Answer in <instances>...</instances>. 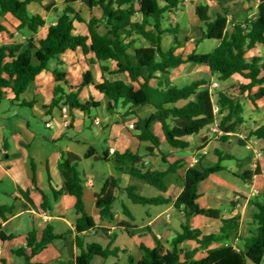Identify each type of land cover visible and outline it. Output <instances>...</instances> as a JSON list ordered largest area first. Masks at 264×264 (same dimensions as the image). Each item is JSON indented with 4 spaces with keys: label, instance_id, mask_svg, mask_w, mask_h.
I'll return each mask as SVG.
<instances>
[{
    "label": "trees",
    "instance_id": "obj_1",
    "mask_svg": "<svg viewBox=\"0 0 264 264\" xmlns=\"http://www.w3.org/2000/svg\"><path fill=\"white\" fill-rule=\"evenodd\" d=\"M82 2L90 10L99 7L102 16H92L86 21L81 11L75 9L73 4ZM183 0H64L65 8L59 12L55 1L44 4V0H0V19L11 14L20 24L17 27L22 34L21 41H14L8 45L0 46V101L8 91L18 99L36 77L42 73L50 59L55 58L68 50L82 49L85 54L93 53L99 63L112 61L116 68L111 70L108 66L101 65L103 73L127 74L129 83L123 80L110 81L104 79L96 84L91 71L83 74L82 82L73 87L66 79V73L57 70L54 73L56 86L50 110L61 109L67 106L72 113L79 109L86 115L101 107V102L94 98L82 103L79 99L81 91L93 85L94 88L108 99L107 112L111 115L123 114L124 117L135 115L138 107L151 105L155 112L150 118H140L134 124L136 137L140 141L152 143L150 152L160 150V140L153 132V125L161 123L168 144L175 149H186L189 142L188 136L199 133L205 127L216 122L214 104L220 107L218 127L221 131V140L227 141L229 135L241 131L244 123V108L240 97L250 92L255 86L260 89L254 95H249L251 101L264 97V57L255 56L247 58L246 54L257 45L264 46V0H260L256 17L234 21L231 34L227 33L230 15V3L234 0H209L217 1L221 13L214 20L210 19L209 6L201 4L196 8V14L203 23L196 28L200 40L217 39L219 46L210 53L192 52L187 56L176 54V50L183 46L178 39V27L162 29L161 18L166 12H173L181 8ZM39 3L46 11L52 12L56 17L55 24L51 25L46 38H36L40 29L46 25L45 19L39 14H32L28 6ZM86 22L89 36L75 35L74 23ZM0 32L10 34L6 27L0 24ZM167 34L173 36V44L165 48L163 41ZM13 36V34H11ZM189 38L185 40L188 42ZM146 42L148 45H139ZM185 63H196L209 67L211 73L220 82L228 81L235 74H240L250 80L247 85L236 84L230 90H219L215 94V100L210 94L209 82L195 81L185 87L171 86L166 80L156 77V73L168 74L171 69L178 68ZM152 79L157 82L150 84ZM6 91V92H5ZM194 97V99H192ZM184 104H181L183 103ZM24 106H32L33 103L23 102ZM50 111V114H51ZM123 112V113H122ZM250 137L264 139V126L250 134ZM243 144L244 141H241ZM96 154L94 148H90L85 158H91ZM105 153L104 159L110 161L117 173V177L106 179L103 188L97 194V207L100 209L102 220L114 221L116 214L113 210L117 202V192L121 190L120 176L127 174L132 179L145 182L162 193H166L172 183L182 186L181 194L173 200L160 195L157 197H144L138 195L134 186L124 189L129 200L137 205H169L174 203L177 211L183 215L184 222L181 231L172 240L171 247L167 248L156 237V247L151 249L141 246L142 257L136 260L133 256L128 259V264H264V191L250 200L251 205L257 208L253 219L256 230L245 238L243 248L234 243L239 237L240 216L223 219L219 209L201 208L197 203L199 198L198 186L211 175L222 170L220 164L206 166L202 157L196 166L187 169L184 176L178 173L182 168L181 162L169 164L165 171L153 170L146 166L142 156L127 150L123 153ZM222 158L223 156L220 155ZM230 158V156H226ZM166 162V159L163 158ZM82 158L76 154L68 153L59 165L63 176V187L54 192L55 197L63 194L73 195L76 198V209L81 215L76 223V231L82 233L89 229H95L96 223L92 216L85 210L84 183L77 170ZM255 173H259L258 169ZM255 173L248 172L245 179H250ZM33 183L36 184L34 176ZM25 199L15 198V202L21 203L20 209H30L33 205L28 192H21ZM18 205H0V220L6 221L13 216ZM42 208L50 209L49 200L43 195ZM123 213L127 220L120 223V227L130 229L133 215L126 205H122ZM202 215L207 218L221 219L222 227L218 233L203 234L200 229H193L191 219ZM107 231L106 229H102ZM72 232L63 235L54 233L53 227L48 226L39 238L37 232L28 235L27 248L19 249L17 254L26 258V264L50 244L58 241H69ZM0 239L6 241L11 236L1 231ZM187 241H194L197 247L188 251L182 245ZM114 237L107 247L100 244H88L83 249L80 237H77V245L81 249L76 257L75 264H91L93 257L108 258L117 256L118 250L112 248ZM214 246V247H213ZM31 254H27V249ZM200 250H206L207 256L200 260L195 255ZM49 264H68L60 259Z\"/></svg>",
    "mask_w": 264,
    "mask_h": 264
},
{
    "label": "crops",
    "instance_id": "obj_2",
    "mask_svg": "<svg viewBox=\"0 0 264 264\" xmlns=\"http://www.w3.org/2000/svg\"><path fill=\"white\" fill-rule=\"evenodd\" d=\"M52 1L56 2L59 12H62L65 8L64 0H44V4H49ZM259 3L260 0L232 1L227 33L231 34L234 21H244L256 17ZM201 4L209 6L211 20L221 13L217 1L189 0L185 4L182 3L179 10L163 14L162 29L174 27L179 29L178 39L183 42V46L176 50V54L187 56L196 52L201 43L206 46L205 53H210L219 46L220 40L217 39L200 40L196 28L202 26L203 23L196 14V8ZM73 6L76 10L81 11L86 21H89L92 16H102L99 7L90 10L80 1ZM28 10L45 19L46 25L40 29L36 38L38 40L46 38L49 27L56 22V17L36 2L31 3ZM173 16L177 18L176 23L172 20ZM0 24L10 32V34L0 32V46L22 40V34L17 31L20 22L11 14L1 18ZM74 34L89 36L86 22L75 21ZM187 38L189 41L185 42ZM163 44L165 48H169L173 44V36L167 34ZM139 45H148V43L139 42L137 46ZM246 56L247 58L264 57V46L257 45L248 51ZM93 60H95L93 53L85 54L82 49L68 50L50 59L47 68L36 77L35 81L18 99H14V94L7 90L4 99L0 101V205L11 206L15 203L18 205V210L13 216L6 221L0 220L1 231L11 236V239L6 241L0 239V264H26V258L17 254L16 251L27 248V238L31 232H37L40 238L49 225L53 227L54 233L57 235H63L69 231L72 232V235L69 241L63 240L56 244H50L33 256L31 262L35 264H49L60 259L66 260L68 264H75L76 257L81 252L77 245V237H80L83 249L92 243L107 247L111 243V237H114L112 248L118 250V255L108 258L95 256L91 264H128L130 256L138 261L142 257V245L151 249L156 247L155 237L167 248L171 247L172 240L181 231V224L184 222L183 215L177 211L174 203L169 204V208L161 214L156 216L148 214L143 226L137 227L134 223L135 214L130 207V204H136L129 200L124 189L134 186L138 195L144 197L162 195L165 198L170 197L174 202L183 190L182 186L177 183H172L168 191L162 193L157 188L134 180L127 174L121 175V190L117 192V197L118 200L119 195L126 197L121 205H126L133 215L132 227L130 229L120 227V223L127 218L123 211L121 214L114 208L116 214L114 221L101 219L100 209L96 204L97 194L103 188L107 178L117 177L112 163L104 159L105 153L110 154L111 150L121 153L131 150L138 153L142 156L146 166L153 170L165 171L169 168L170 163L181 162L182 168L178 170L181 176L185 175L188 168L196 166L202 157L204 164L207 161L213 163L212 166L220 164L222 167L220 172L226 171L242 180L247 189L230 192L229 182L219 177L217 173L211 175L199 184L197 203L201 208L219 209L223 219L240 216L239 237L234 244L243 248L245 238L256 230L253 217L257 213V208L251 205L250 200L264 191V139L250 137L253 131L264 126V97L256 100L255 103L249 98V95L258 92L260 86H255L250 92H246L240 97L244 108L243 127L240 132L230 134L227 141L221 140V131L220 133L214 131L215 127L219 129L218 117L220 115L217 116L214 124L205 127L197 134L186 137L189 146L183 150L175 149L168 144L161 123L156 122L153 125V132L160 140L161 151L154 150L151 153L149 149L152 147V143L140 141L136 137L137 132L129 128L130 123L135 124L140 118H150L153 115L155 109L151 105L136 108L134 110L136 114L132 116L111 115L106 109L107 97L98 92L93 85H89L81 91L80 96L84 101H80L84 103L94 98L101 102V107L93 110L90 115L75 109L71 113L70 125L66 126L60 109L50 110L56 86L54 73L57 70L66 73V79L73 87L78 86L83 80V74L91 69L94 70V73L92 71L91 73L96 84L102 83L104 79L130 82L127 74L103 73L101 65L114 70L116 68L114 62L99 63ZM262 76H264V72ZM156 77L166 80L171 86L178 88L200 80L209 82V85L217 83L219 87L214 90V100L215 94L219 90H230L236 84L247 85L250 83L249 79L240 74L233 75L228 81L220 82L211 73L209 67L196 63H185L178 68L171 69L168 74L156 73ZM156 82V79H152L150 84L154 86ZM23 102H32L33 105L31 107L24 106ZM96 121H99L100 124L96 125ZM88 122H90V127H88ZM47 124H51V126H47ZM95 127L102 130L103 133H95L93 130ZM241 141L244 143L242 144ZM91 147L96 150V154L91 158H85ZM68 153L76 154L82 158L77 170L84 183L85 210L96 223L95 229H89L82 233L76 231V223L81 215L76 209L75 196L63 194L55 197L54 195V192H58L63 187L64 179L60 173L59 165ZM110 155L108 158H111ZM220 155L223 157L221 158ZM226 156H230V158ZM163 158L166 159V162ZM257 169L259 173H255ZM248 172L255 174L246 180ZM34 176L36 184L33 183ZM22 191L29 193L33 202L30 209H20L21 203L14 200L20 198L25 202L21 194ZM43 195H46L49 200L50 209L48 210L42 208ZM170 209L178 213L181 222L180 229L173 222L172 215L167 214L166 218L161 217ZM190 223L193 229H200L203 234L218 233L222 227L221 219L207 218L202 215L194 216ZM182 247L192 251L197 247V244L194 241H187ZM27 254H31V249H27ZM206 256L207 251L200 250L195 255V259L200 260Z\"/></svg>",
    "mask_w": 264,
    "mask_h": 264
},
{
    "label": "rangeland",
    "instance_id": "obj_3",
    "mask_svg": "<svg viewBox=\"0 0 264 264\" xmlns=\"http://www.w3.org/2000/svg\"><path fill=\"white\" fill-rule=\"evenodd\" d=\"M50 22V21H49ZM193 32V29H192ZM207 51L205 44H200L196 50L197 53H205ZM92 73H94V70H92ZM79 99L81 101H84L82 96L79 97ZM88 127H90V122H88ZM95 133L101 132L103 133L102 130L97 129L96 127L93 129ZM206 166H212L213 163H211L210 161L205 162ZM105 171V170H104ZM217 175L221 178H223L224 180H226L227 182H229V191L232 192L233 190H246L247 188L245 187L244 183L242 180L237 179L234 177L233 174H230L226 171H222L217 173ZM147 184V183H145ZM125 196L123 195H119V200L114 204L113 208L115 211L119 212L122 214V205L121 202L125 200ZM130 207L132 208L134 214H135V225L137 227H142L144 224V220L147 219V215L151 214V215H158L163 213L165 210H167L169 208L168 205H160V206H155V205H151V206H144V205H132L130 204ZM167 214L172 215V220L173 222L176 223L177 227L180 229V219H179V215L176 211L170 209L168 212L164 213L161 217L162 218H166Z\"/></svg>",
    "mask_w": 264,
    "mask_h": 264
},
{
    "label": "built area",
    "instance_id": "obj_4",
    "mask_svg": "<svg viewBox=\"0 0 264 264\" xmlns=\"http://www.w3.org/2000/svg\"><path fill=\"white\" fill-rule=\"evenodd\" d=\"M188 1L189 0H183L182 3L185 4ZM172 20H173L174 23H176L177 22L176 16H173L172 17ZM218 87L219 86H218L217 83H212L211 85H209L208 90H209L210 94H212L213 97H214V90L217 89ZM213 110H214L215 116H219L220 107L218 105L214 104ZM60 111H61V114H62L63 118L65 119V123L64 124L66 126L70 125V122H71L70 121L71 120V112H70L69 108L67 106H64V107H62L60 109ZM99 124H100L99 121H96V125H99ZM47 126H51V124H47ZM129 128L130 129H134V123H130L129 124ZM214 131L216 133H220V130L217 127H215V130ZM114 152H115L114 150H111L110 151V154L112 155V154H114ZM255 194H257V192H255Z\"/></svg>",
    "mask_w": 264,
    "mask_h": 264
}]
</instances>
